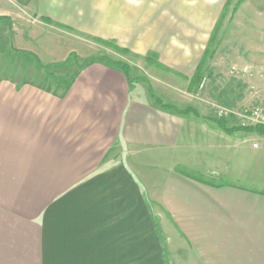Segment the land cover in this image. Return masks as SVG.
Masks as SVG:
<instances>
[{
  "label": "crops",
  "instance_id": "0c3cea01",
  "mask_svg": "<svg viewBox=\"0 0 264 264\" xmlns=\"http://www.w3.org/2000/svg\"><path fill=\"white\" fill-rule=\"evenodd\" d=\"M10 2L43 22L142 55L191 45L168 37L175 0H5L3 7ZM232 14L240 44L264 56V11L247 0ZM0 18L11 38L13 17ZM133 79L94 62L56 96L50 114L31 112L24 99L25 121H9L15 108L7 105V121H0V264H264V135L240 140L239 132L205 119L190 103L191 80L167 91L151 81L152 90L200 116L163 108ZM8 95L2 100H15ZM240 156L245 169L232 163ZM159 219L163 246L153 228Z\"/></svg>",
  "mask_w": 264,
  "mask_h": 264
},
{
  "label": "rangeland",
  "instance_id": "374dc122",
  "mask_svg": "<svg viewBox=\"0 0 264 264\" xmlns=\"http://www.w3.org/2000/svg\"><path fill=\"white\" fill-rule=\"evenodd\" d=\"M4 1L0 0V12L12 16L14 23L10 25L11 38L7 26L0 25V121H7V105L15 108V116L9 121H25L24 99L27 107L31 106V112L37 113L41 107L44 112L48 111L46 114L52 113L56 96L67 91L78 72L98 58L124 64L133 80L149 88H152L151 81L158 89L166 90L168 84L181 87V83L191 80L195 92L190 103L199 107L208 120L222 119L228 128L257 124L253 112L264 111V56L252 54L251 48L240 44V29H236V14H232L247 0H206L205 12L203 0H190L182 5L175 0L174 28L168 37L191 45L157 46L154 48L159 52L150 50L146 55L60 25L58 21L43 22L33 15V10L15 2H10L12 7L6 9ZM248 1L264 11V0ZM165 15H160L159 27ZM260 17L262 21L263 14ZM159 31L161 34L163 29ZM106 62L103 64L113 67ZM7 94L10 100L15 97L8 104L1 98ZM239 136L243 140L247 133L239 132ZM237 162L239 169H245L244 157L232 161L234 165ZM184 167L176 168L186 171ZM142 214L145 216V211ZM150 227L143 221L144 230L149 231ZM153 228L159 232L160 246L165 245L166 224L159 219ZM145 249L154 251V242L150 249Z\"/></svg>",
  "mask_w": 264,
  "mask_h": 264
},
{
  "label": "trees",
  "instance_id": "16d2710c",
  "mask_svg": "<svg viewBox=\"0 0 264 264\" xmlns=\"http://www.w3.org/2000/svg\"><path fill=\"white\" fill-rule=\"evenodd\" d=\"M28 54H31V53H28ZM104 59L105 58H98L96 60H98L97 62L103 63V62H106V60H104ZM106 63L111 65V66H113V67H115V68L121 69L127 76H129V71L126 69L124 64H122L120 62H114V61H109V62L107 61ZM198 78H199V75L197 76L196 80ZM149 91H150L151 95L153 97H155L151 87L149 88ZM156 101L159 102L162 105V107L167 109V110L176 109L172 105H167V104L163 103L159 98H156ZM176 110L179 111L182 114H188L189 112H194L195 115L200 116V114L196 110H194L193 108H186L184 110L176 109ZM204 118L207 119L206 117H204ZM211 120L215 121L225 132H228V133H231V134H234L236 132H245V133L256 132L258 134L264 135V125H262V124L240 125V126H235V127H232V128H228V127H226V124H225V122L222 119L214 120L213 118H211ZM211 183L212 184H217V185L222 184V183H218V182L216 183L215 181L214 182L212 181Z\"/></svg>",
  "mask_w": 264,
  "mask_h": 264
},
{
  "label": "built area",
  "instance_id": "2783aa9c",
  "mask_svg": "<svg viewBox=\"0 0 264 264\" xmlns=\"http://www.w3.org/2000/svg\"><path fill=\"white\" fill-rule=\"evenodd\" d=\"M205 80L201 82V87L204 86ZM253 119L256 120L257 124L264 125V111L263 110H255L253 112ZM254 146H257L256 144Z\"/></svg>",
  "mask_w": 264,
  "mask_h": 264
}]
</instances>
